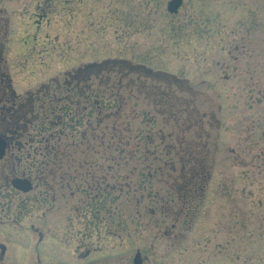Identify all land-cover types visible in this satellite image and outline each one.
Wrapping results in <instances>:
<instances>
[{
    "label": "rangeland",
    "instance_id": "obj_1",
    "mask_svg": "<svg viewBox=\"0 0 264 264\" xmlns=\"http://www.w3.org/2000/svg\"><path fill=\"white\" fill-rule=\"evenodd\" d=\"M167 1L0 0L17 93L63 95L53 88L65 73L97 65L88 80L96 93L79 108L35 102L19 168L47 161L46 143L66 148L57 117L70 112L76 143L85 130L73 156L84 148L86 180L98 181L73 225L66 206L75 201L56 200L41 221L46 205L26 203L19 225L0 226V264H131L137 249L142 264H264V0H183L175 14ZM200 169L193 197L182 178ZM41 223L44 245L57 248L51 256L43 246L30 263L28 226Z\"/></svg>",
    "mask_w": 264,
    "mask_h": 264
},
{
    "label": "flooded vegetation",
    "instance_id": "obj_2",
    "mask_svg": "<svg viewBox=\"0 0 264 264\" xmlns=\"http://www.w3.org/2000/svg\"><path fill=\"white\" fill-rule=\"evenodd\" d=\"M41 11L45 12V9H41ZM95 66L97 65H82L65 73L64 75H67V78L66 82H63L64 85L61 86V84L56 82L54 83L55 87L53 88V90L57 92L62 90L64 92L63 95H57V93L51 94L52 89H50L49 86H46V89L41 87L33 93L26 91L24 95H21L17 93L10 84L12 93V95H10L11 99L5 98L0 102L2 109L0 116V137L5 142L4 153L0 158V226L19 225L22 219L29 214V211L26 209V203L30 204L28 208L31 209V207H33L36 211H39L44 204L46 205L41 211V217L39 218L41 221L44 219L43 216H45L46 213L59 208V206H55V201L59 199H64V202L66 203L71 200L77 203V205L74 206H66L68 209V215L66 217L69 225L70 223L73 225L74 215H77L79 221L80 214L84 212L82 211V208L84 209L86 203V191L97 189L98 181L95 178L91 181L86 180L88 171L85 168L86 161L84 158V148H79V150H77L78 154L81 155L80 158L76 160L73 156L76 153V144L78 147L80 145H85V130L81 131L79 142L76 143L74 141L73 127H71L64 119V117H67L68 120L70 112L64 117H57L58 123H65L63 129H68L67 131L61 130V133L58 135L71 139L66 142V148L58 151L53 145L46 143L43 150H45V155L48 156V159L45 162L41 161L40 166H37L36 163H31L29 166L32 170L31 173L26 171V169L21 170L19 168L22 161H24L22 153L20 154V152H22V149L24 148V142H27L24 141V139L30 141L33 138L30 136L29 131L34 124V121L38 119L37 114L33 115L35 102L41 100V97H50L48 101L51 105L52 103L57 105L64 101V111L67 105H73L79 108L81 100L86 103L91 96V92L93 91L94 94L96 93L95 90L91 89V85L88 83L91 74L96 73L92 72L94 69L93 67ZM93 101V104L96 107L98 105V100L94 99ZM85 103L84 106H82V111H85ZM88 123L90 124L89 121ZM83 128L85 127L83 126ZM54 135L55 133L50 134L51 137H54ZM33 152L35 155L40 154L37 149H34ZM30 155L31 154L26 151L25 159L30 157ZM13 179L26 180L30 185V188L27 191H22L14 187L12 185ZM109 187L110 189H114L115 185H110ZM96 193L97 192H95L92 197L93 202L97 199L98 194ZM30 214L32 213L30 212ZM42 224L43 223H41L39 227L33 224L28 226V229L32 233L29 234V236L32 237V235H36L37 239L32 248L30 263H38L39 257L37 251L42 249L43 246L46 245V247L50 249V254L51 251L57 248L53 247L54 245L52 243L44 245L45 236L43 235L44 231L41 227ZM48 228H45V230ZM15 235L16 234L14 233L3 234L7 240L15 239ZM49 239H54L56 243L61 244L62 246L65 245L64 240L57 238V236L56 238L50 237ZM81 244L84 248L85 243L82 242ZM79 245L80 241L76 246ZM7 251V245L0 241V263H3ZM88 252L89 250L83 252L82 255L84 254L85 256ZM54 253L56 254L55 251ZM136 254H138L137 263L134 262ZM134 257L132 258L131 264H142V258L140 257L138 249L136 250ZM17 262L20 263L19 260H17Z\"/></svg>",
    "mask_w": 264,
    "mask_h": 264
},
{
    "label": "trees",
    "instance_id": "obj_3",
    "mask_svg": "<svg viewBox=\"0 0 264 264\" xmlns=\"http://www.w3.org/2000/svg\"><path fill=\"white\" fill-rule=\"evenodd\" d=\"M7 22H8L7 19L3 17V13L0 10V102L5 98L11 99L10 95H12L11 85H10L11 83H10L9 75L7 73V67H6L4 58H3L4 46L7 41L6 39ZM140 68L142 69L141 65L137 66V69H140ZM113 69L115 68L113 67ZM134 69H135L134 67H130L129 70L130 72H133ZM169 95L170 94H165L163 92V97H166L167 99H169L171 98ZM165 104L168 105L169 103L166 101ZM1 112H2V109H1V103H0V116H1ZM201 171L202 170L200 169V171L196 175V172H194L193 170V174H188L182 178L184 182L186 181V187L188 185L193 186V197H195L196 195L198 196V194H201L200 192H202L203 182L206 178L204 177V174ZM185 194L186 195H184V198L186 199L189 193H185ZM184 198L182 197V199Z\"/></svg>",
    "mask_w": 264,
    "mask_h": 264
},
{
    "label": "water",
    "instance_id": "obj_4",
    "mask_svg": "<svg viewBox=\"0 0 264 264\" xmlns=\"http://www.w3.org/2000/svg\"><path fill=\"white\" fill-rule=\"evenodd\" d=\"M182 3V0H168L166 4V10L167 12L171 14H175L180 7ZM5 149V142L4 140L0 137V158L3 156ZM12 185L22 191H27L30 188V185L28 182L24 179H13L12 180ZM137 257L138 254L135 255L134 257V262L137 263Z\"/></svg>",
    "mask_w": 264,
    "mask_h": 264
}]
</instances>
